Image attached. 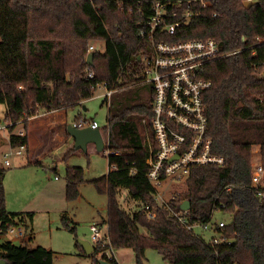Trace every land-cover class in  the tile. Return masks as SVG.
Instances as JSON below:
<instances>
[{
	"label": "trees",
	"instance_id": "obj_1",
	"mask_svg": "<svg viewBox=\"0 0 264 264\" xmlns=\"http://www.w3.org/2000/svg\"><path fill=\"white\" fill-rule=\"evenodd\" d=\"M157 4L164 12L162 23L178 27L168 35L159 26L149 38ZM208 39L228 55L198 74L210 82L202 96L205 134L224 164L191 167L182 190L160 203L147 179V160L155 147L153 91L143 82L137 58L149 53V42ZM89 41H102L104 52H92L87 66ZM99 86L111 94L102 103L107 125L99 128L106 134L108 171L89 181L106 198L100 224L106 227V243H98L88 255L94 264L98 255L117 264L105 252L119 249L132 250L135 264H143L147 249L169 264H264V201L256 200L251 187L255 149L264 169V0L251 6L244 0H0V105L11 123V147L28 146V118L39 110L67 111L90 99ZM20 122L25 131L17 136L13 131ZM62 132L69 138L65 128ZM3 180L0 167V227L20 224L27 240L0 242V259L6 264H53L51 250L29 245L34 213L6 210ZM64 180L66 200H76L84 170L67 168ZM122 193L129 208L121 204ZM184 201L189 203L186 212L180 211ZM215 212L229 215L230 221L219 228ZM204 224L212 234L207 241L190 229ZM214 238L220 241L213 243Z\"/></svg>",
	"mask_w": 264,
	"mask_h": 264
},
{
	"label": "rangeland",
	"instance_id": "obj_2",
	"mask_svg": "<svg viewBox=\"0 0 264 264\" xmlns=\"http://www.w3.org/2000/svg\"><path fill=\"white\" fill-rule=\"evenodd\" d=\"M90 45L94 46L95 51L104 52L102 41H89L88 46ZM104 93L103 87L99 86L90 99L69 110L66 113L67 125H71L81 116L87 122H96L100 129L106 127L107 107L102 105ZM60 115L62 117V113ZM4 116L5 107L0 105V120ZM55 120L59 122L56 113L47 116L45 111L39 110L38 116L31 119L26 126L29 137L28 151L20 156H11L10 167L6 168L0 164L4 169L5 207L10 213H34L31 224L34 239L29 245L51 250L54 253L53 264H94V259L89 258L80 247L77 248L76 243L82 240L93 247L97 246L92 240V225L99 227L101 237L105 235L106 228L100 224L106 216V198L97 194L89 181L107 173L108 152L104 150L98 153L93 145H89L86 152L76 151L67 155L69 150L74 149L73 140L70 139L65 144L70 137H64L62 129L65 126H56ZM24 127L22 123L16 125L13 133L25 131ZM58 128L60 130H57ZM101 134L103 141L106 140V134ZM1 135L5 136V131ZM258 159L259 153L255 149L252 154L253 164L257 163ZM70 167H80L84 170L85 182L79 187V198L74 201H67L65 198L64 178L67 168ZM261 187L264 188V179ZM182 188L183 183L167 181L156 187L157 200L167 202ZM124 194H121V204L129 208L124 202ZM63 215L67 218L64 222L61 220ZM213 221L228 223L230 216L215 212ZM27 224L30 225L29 222ZM193 231L205 241L212 235L202 228H194ZM105 254L108 257L113 256L117 264H135L134 254L130 249L107 250ZM94 258L99 260L101 255ZM143 264L169 263L156 251L147 249Z\"/></svg>",
	"mask_w": 264,
	"mask_h": 264
},
{
	"label": "built area",
	"instance_id": "obj_3",
	"mask_svg": "<svg viewBox=\"0 0 264 264\" xmlns=\"http://www.w3.org/2000/svg\"><path fill=\"white\" fill-rule=\"evenodd\" d=\"M258 0H244V3H254ZM187 4H191L189 1ZM154 15L149 23L148 37L151 38L160 27V33L172 35L178 23L163 24L164 12L159 4L155 7ZM174 17L175 14L173 13ZM190 13L186 12L184 19ZM144 33H141L143 36ZM94 46H88L87 52H94ZM235 54V53H233ZM228 55L222 54L214 40H187L178 43L163 41L149 42V53L142 61L143 82L152 86L153 98L151 102V128L155 142L154 149H150L147 160L149 182L158 187L163 183H184L194 166H223L224 160L213 154L211 140L206 136L207 119L203 107L202 96L210 88V82L198 77L199 72L210 62L221 60ZM85 76L92 78V72L86 70ZM105 90L104 98H108L110 91ZM34 117V116H33ZM32 118V117H31ZM30 118H28L29 120ZM22 123V122H20ZM75 129L89 127L99 129L96 122L79 120L71 124ZM11 126L5 116L0 120V155L4 167H10L11 156H20L26 152V146L11 147L8 138V127ZM5 131L6 138L1 135ZM22 136L23 132L16 134ZM177 157L174 159V157ZM263 166L257 162L252 164L251 187L257 201H264ZM160 203H165L159 200ZM149 218H152L151 215ZM179 221L184 222L181 217ZM225 222L219 221L218 227H224ZM202 228L210 231V225H194L190 227ZM92 240L97 245L106 243V236L101 237L97 225L90 227ZM27 240V234L22 225L12 224L5 230L0 227V242L8 241L21 244ZM220 240L214 238L213 243Z\"/></svg>",
	"mask_w": 264,
	"mask_h": 264
},
{
	"label": "water",
	"instance_id": "obj_4",
	"mask_svg": "<svg viewBox=\"0 0 264 264\" xmlns=\"http://www.w3.org/2000/svg\"><path fill=\"white\" fill-rule=\"evenodd\" d=\"M245 6H251V3H245ZM93 56V53H89L87 55L85 61L87 66L92 65ZM137 59L138 61H140V57H138ZM66 131L68 136L73 140V147L75 151L86 152L88 145H93L98 153H101L105 150L103 137L99 129L92 130L89 127L83 129H75L72 127V125H67ZM176 158L177 157L175 156L174 159ZM188 210L189 203L187 201H184L180 205V211L186 212ZM77 243L86 255H90L93 253L94 247L90 243L81 240H78ZM97 263L110 264L103 259L97 260ZM0 264H6V262L0 259Z\"/></svg>",
	"mask_w": 264,
	"mask_h": 264
},
{
	"label": "crops",
	"instance_id": "obj_5",
	"mask_svg": "<svg viewBox=\"0 0 264 264\" xmlns=\"http://www.w3.org/2000/svg\"><path fill=\"white\" fill-rule=\"evenodd\" d=\"M83 104V102L81 103V104H79V105H77L76 107H73V108H70V109H68L67 111H60V112H45V114L47 115V116H50V115H52V114H54V113H56L57 114V116H59V122H57L56 120L54 121V124L55 123H57L56 124V126L58 125V127H60V125L62 126H65V129H66V127H67V122H66V113L69 111V110H73L74 108H77V107H79L80 105H82ZM84 110V109H83ZM62 113V117H61V114ZM59 114V115H58ZM38 116V114H36L34 117H32V118H30L29 120H28V122L29 121H31V119L33 120L35 117H37ZM80 118H81V116H80ZM80 120H82V121H86L85 119H83V118H81ZM75 122V121H74ZM74 122H72V123H74ZM71 123V124H72ZM57 130H60L59 128L57 129ZM20 132H23V131H20ZM67 132V131H66ZM102 133V132H101ZM5 138H6V135L4 136ZM103 137V136H102ZM71 138H69V139H67V141L65 142V144H67L68 143V141L70 140ZM72 140V139H71ZM89 146V145H88ZM87 146V147H88ZM104 147H106V140H104ZM26 151H28V146L26 147ZM55 180H57V178H55ZM79 196H80V193H79ZM79 198V197H78ZM101 226V225H100ZM106 228V227H105ZM105 234H106V231H105ZM82 241V240H81ZM77 245H78V243H76ZM78 247H80L79 245H78ZM79 249H81V247L79 248ZM83 251V250H82ZM81 253V252H80Z\"/></svg>",
	"mask_w": 264,
	"mask_h": 264
}]
</instances>
